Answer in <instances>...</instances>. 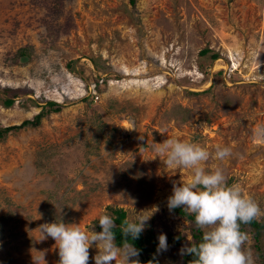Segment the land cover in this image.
<instances>
[{
    "label": "rangeland",
    "instance_id": "1",
    "mask_svg": "<svg viewBox=\"0 0 264 264\" xmlns=\"http://www.w3.org/2000/svg\"><path fill=\"white\" fill-rule=\"evenodd\" d=\"M24 47L34 58L12 61ZM7 90L20 93L0 102V128L46 102L60 110L0 143V264H44L42 253L57 264L38 227L62 220L91 234L109 207L150 216L157 241L182 234L157 255L183 264L189 223L167 200L192 173L156 157L168 138L208 150L202 166L222 168L264 211V0H0V100ZM218 147L232 154L220 161Z\"/></svg>",
    "mask_w": 264,
    "mask_h": 264
},
{
    "label": "clouds",
    "instance_id": "2",
    "mask_svg": "<svg viewBox=\"0 0 264 264\" xmlns=\"http://www.w3.org/2000/svg\"><path fill=\"white\" fill-rule=\"evenodd\" d=\"M264 134V129L260 130ZM143 140V137H140ZM156 157H164L169 168L191 170V178L179 185L174 184L168 197L170 212L180 208L194 216V225L202 230L198 244L191 243L181 248L180 254L192 256L191 264H255L251 251L245 248L247 233L241 231V224H248L264 216L258 203L242 194L238 185H228L222 168L208 171L202 165L212 155L205 148L191 142L168 138L154 144ZM231 149L217 148L214 157L223 161L231 155ZM150 216L137 215L125 219L120 225L122 239L117 241L115 219L110 214L98 217L101 231L91 234L82 231L77 224H65L62 220L44 223L38 227L41 241L52 238L58 248L57 264H89V249L96 246L95 264H140V249L132 241L140 238ZM130 237V239H129ZM157 253L168 251L166 234L158 236ZM191 242V241H190ZM42 253V252H41ZM41 259L44 261V254ZM39 264V260L35 261Z\"/></svg>",
    "mask_w": 264,
    "mask_h": 264
},
{
    "label": "trees",
    "instance_id": "3",
    "mask_svg": "<svg viewBox=\"0 0 264 264\" xmlns=\"http://www.w3.org/2000/svg\"><path fill=\"white\" fill-rule=\"evenodd\" d=\"M135 0H130L132 4H134ZM211 53V60L215 61L219 58V55L215 52H212L209 49H205L201 52L202 55ZM26 58L29 62L34 58L33 50L30 47H24L18 50L17 55L12 61L17 58ZM95 63L96 67L98 66L95 59H92ZM100 69V71H102ZM7 93L11 95L10 98H5L4 100H0L2 105L5 108H10L14 104V98L17 97L20 93V90H7ZM88 98H83V100L88 101ZM87 105H91V101L87 102ZM60 107L53 102H46V106L42 107L40 113H38L32 120H25L19 125L0 128V143H3L9 133H16L24 128L34 129L38 128L41 124V121L44 117L52 112H58ZM127 135V134H126ZM109 214L115 219L117 224V228L114 230L117 234V241L119 242L122 237L120 234L119 225L127 219L126 212L121 208H108ZM174 214L178 216L180 219H184L189 223V231L192 237V241L188 243V246H191V243L198 244L202 239V230H198L194 225V216L189 215L182 211V209L177 208L173 210ZM90 231L93 230L99 232L101 231V227L97 220H94L89 227ZM241 231L247 233L248 240L250 241L249 248L252 250V255L255 261V264H264V216L259 217L258 219L252 220L248 224H241ZM130 239V237H129ZM182 241H184V236L180 233L178 234H169L167 238L168 245H174L175 247L181 246ZM135 244L136 248L140 249V255L138 257L140 264H160L157 255V234L154 231L152 225H149L141 234L140 238L136 241H132ZM193 257L189 255H183L182 261L183 264H191Z\"/></svg>",
    "mask_w": 264,
    "mask_h": 264
},
{
    "label": "built area",
    "instance_id": "4",
    "mask_svg": "<svg viewBox=\"0 0 264 264\" xmlns=\"http://www.w3.org/2000/svg\"><path fill=\"white\" fill-rule=\"evenodd\" d=\"M97 98V97H96Z\"/></svg>",
    "mask_w": 264,
    "mask_h": 264
}]
</instances>
